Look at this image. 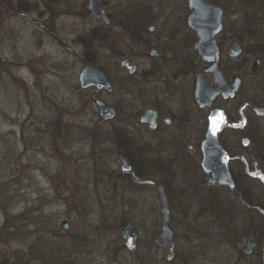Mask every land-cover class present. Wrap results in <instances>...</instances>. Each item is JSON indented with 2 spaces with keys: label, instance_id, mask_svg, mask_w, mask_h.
Returning <instances> with one entry per match:
<instances>
[{
  "label": "rangeland",
  "instance_id": "rangeland-1",
  "mask_svg": "<svg viewBox=\"0 0 264 264\" xmlns=\"http://www.w3.org/2000/svg\"><path fill=\"white\" fill-rule=\"evenodd\" d=\"M88 1L0 0V264H253L240 251L245 239L234 246L222 234L227 220L251 233V217L264 233V118L250 108L264 104V44L257 40H264V0H207L223 11L217 40L225 48L237 38L243 47L241 65L225 66L242 77V90L219 105L251 139L242 147L239 132L222 136L246 196L206 191L196 151L173 154L148 140L138 121L141 87L119 64L129 56L140 74L147 61L145 50L130 45L126 24L185 29L187 0H97L109 14L106 28ZM82 58L112 82L98 95L117 110L111 123L99 117L94 91L80 87ZM195 114L184 131L200 134ZM118 151L135 164L132 177L120 171ZM158 185L168 201L171 262L153 244L161 231ZM125 224L138 234L130 253L119 235Z\"/></svg>",
  "mask_w": 264,
  "mask_h": 264
},
{
  "label": "flooded vegetation",
  "instance_id": "flooded-vegetation-1",
  "mask_svg": "<svg viewBox=\"0 0 264 264\" xmlns=\"http://www.w3.org/2000/svg\"><path fill=\"white\" fill-rule=\"evenodd\" d=\"M190 12L191 10L189 8V14ZM105 13L108 17L109 24L102 25L104 28L110 27L111 25L109 14L106 11ZM188 15L186 16L183 25L185 29L178 26L176 27L170 26L171 28L168 29L167 26L162 24L159 26V31H157L156 26L154 24H147L149 20L144 22L140 21V24H137V26L132 23L126 24L125 35L129 39L131 43L130 45L132 44L138 45L139 48L145 50L144 56L147 61L141 73L137 74L138 73L137 63L133 62L131 57L129 56H122L121 58L127 57L129 58L131 64L136 65V71L134 73L127 72V77L134 85H136L139 82V85L141 87V93H142L141 102L143 109L140 111V114L138 116V121L144 127L145 136L150 138L148 140H150L151 142H156L159 145L166 144L169 152H172L173 154L180 152L189 153L191 151H196L197 156L201 161L200 143L204 138L205 131L207 128V116L210 111V108L218 107L223 109L219 105V103L228 102L230 100L235 99L238 96L239 92L242 90V86H243L242 77L235 74L229 76L225 66L226 63L229 62L236 63L237 67L238 64L241 65L240 59L243 53V47L241 45V42L237 38H235L236 40H238V42L241 45V54L236 58H232L227 53V47L230 41L233 39H231L224 48L223 44H221L217 40V36L221 32L222 28L215 35L214 38L219 48V59H218L219 70L221 71L224 79L229 83L232 82L234 77H239L241 79V85L239 89L235 91L232 97H223L221 94H217L210 105L200 106L195 99V93H194L197 76L199 75L201 78L209 82L211 85H215V83L213 81L212 74L206 71L209 65L211 64V62L202 60L195 49V42L197 40V36L195 31L187 23ZM222 18H223V14H222ZM136 27H138L139 30L137 29L135 30ZM192 45H193L192 50L189 52V49H191ZM224 54H225L224 59H222ZM221 60H223V62H221ZM197 61H199V64L203 67L202 70H199L197 68L196 66ZM256 63H258V60L256 61ZM98 68L106 75L108 81L113 87L112 82L110 81L105 71L101 67ZM90 89L94 91L93 93L94 103L96 99H101L100 97H98L99 92L101 91L110 92L112 90V88L111 90H107L97 87L84 88L83 90H90ZM255 107H264V104L260 106L250 107L255 116L264 118V115H259L255 113L254 111ZM147 111H149L147 120L144 122H140L139 120L140 116ZM196 111L200 112L201 114L200 116H198L199 117L198 120H199V124L200 123L202 124L203 130L201 131L200 134L194 131L185 132L184 128L192 127L195 124L193 119L196 118V114L194 115ZM225 113L227 115V123L225 124V126L223 127L222 131L219 134V140L222 146L224 147V149L228 153L229 170L231 172V176L233 178L234 184L232 187L219 183H213V184H219L224 188H226L225 195L228 196L229 192H237V191L239 192V190L242 191L244 187L243 185H240V183L237 182L238 179L235 177L234 172L232 170V166H233L231 164V160H233L232 154L230 153L228 146L225 144V141L222 138V136L224 135V132L227 129H230L231 131L234 130L236 132H239V130L242 127V122L237 121L240 118L236 120L237 122H233L232 117L226 111ZM116 114H117V110H116ZM132 116L135 117L134 115ZM112 121H114V119L109 121L103 120V122L105 123H111ZM150 121L153 122L152 127L149 125ZM237 135L240 137V143L242 147H246L251 143L250 137L246 136L245 133H240ZM243 138L248 139V144L246 146H244L242 143ZM193 140H196V143L193 144L192 143ZM186 144H187V148H185ZM120 152H123L125 154V158L132 168L131 172L128 173L123 172L121 170V167H120V171L124 174H131L133 172V164L131 163L132 159L128 156V153L126 151H118V153ZM199 166H200V162H199ZM200 170L206 177L209 176V174L203 171L201 166H200ZM244 177L248 178L247 175H245ZM244 180L245 179H243V182ZM206 182L209 183L208 180H206ZM249 204L253 206L254 201H251ZM249 204L247 203L248 207ZM250 219H252L250 224L251 233L246 232L245 234L243 233V228L244 229L246 228L243 227V225L239 224L238 222H232V223H236V224H232L227 220V222L224 225L225 232L222 234L224 237V242L228 244L230 242V245L233 244L234 246H237L239 242L245 239L244 245L240 250L241 253L243 254V257H247V258L251 257L253 264H264V233L261 232L259 228L260 220L257 217H251ZM63 221L67 222V230H68L69 228L68 221L67 220H63ZM66 233L61 232L60 234L65 235ZM159 234L154 236L153 244L157 249L166 250L168 254V249L166 247L157 246L155 243V239ZM248 239L253 241V247L250 253L245 254L243 253V248L245 246V242ZM137 242H138V238H137ZM124 249L128 253L134 252L136 250L134 249L133 251H128L125 248V245H124ZM174 255L173 258L171 260H167V262H171L174 259ZM113 262H117V261L116 260L112 261L110 264H112ZM117 264L119 263L117 262Z\"/></svg>",
  "mask_w": 264,
  "mask_h": 264
},
{
  "label": "water",
  "instance_id": "water-1",
  "mask_svg": "<svg viewBox=\"0 0 264 264\" xmlns=\"http://www.w3.org/2000/svg\"><path fill=\"white\" fill-rule=\"evenodd\" d=\"M187 4L191 10L187 17V23L197 36L195 49L202 60L211 62L206 71L212 74L215 85H211L198 75L194 92L197 103L200 106H207L211 104L217 94H221L223 97H232L235 91L239 89L241 79L234 77L232 82L229 83L224 79L218 68L219 48L214 37L222 28L223 11L221 7L207 0H187ZM87 9L104 24H109L108 17L97 0H89ZM227 53L232 58H236L241 54V45L238 40L233 39L230 41ZM81 61L82 68L78 76L81 88L97 87L111 90L112 86L110 82L98 67L83 58ZM119 64L129 73L136 71V65L131 64L127 57L121 58ZM95 105L97 106L98 115L102 120L109 121L115 118L116 110L113 106L101 99H96ZM254 111L256 114L264 115V107H255ZM148 115L149 111L143 113L139 118L140 122L146 121ZM226 123L227 115L223 109L218 107L210 108L207 116V128L204 138L200 143V166L204 172L209 174L207 179L209 183L225 184L232 187L234 182L229 170L228 153L219 140V134ZM149 125L152 127L153 122L150 121ZM242 143L246 146L248 139L243 138ZM118 158L121 170L125 173L131 172L132 168L126 160L125 154L123 152L118 153ZM158 192L162 218L161 231L156 237L155 243L157 246L168 249L166 258L167 260H171L174 255V241L173 232L169 226L168 201L162 185H158ZM60 230L61 232L67 230L66 221L61 222ZM119 234L128 251L136 249L138 234L129 224L123 225L119 229ZM252 247L253 241L248 239L245 242L243 253H250ZM112 264H117V262H113Z\"/></svg>",
  "mask_w": 264,
  "mask_h": 264
},
{
  "label": "trees",
  "instance_id": "trees-1",
  "mask_svg": "<svg viewBox=\"0 0 264 264\" xmlns=\"http://www.w3.org/2000/svg\"><path fill=\"white\" fill-rule=\"evenodd\" d=\"M261 38V37H260ZM257 40H260V41H258L259 43L260 42H262L263 44H264V40H261V39H257ZM260 45V44H259ZM263 50H264V46H263ZM261 60H262V58H260ZM89 60V59H88ZM260 60V61H261ZM91 61V60H90ZM241 121H242V119H241ZM145 154H147V153H145ZM232 160H231V164H232ZM131 163H132V161H131ZM132 164H134V163H132ZM135 165V164H134ZM134 165H133V172L130 174L131 175V177L135 174V168H134ZM233 165V164H232ZM232 170H233V168H232ZM233 172H234V170H233ZM253 183V182H252ZM205 185H206V191H207V189H213V190H216L215 188H219V189H223V191L226 189V188H224L223 186H221V185H219V184H209V183H207V182H205ZM256 185V184H255ZM255 185H252V186H255ZM247 190H243V194L246 196V194H245V192H246ZM228 192V191H227ZM229 193H233V192H229ZM228 193V196L230 195ZM230 197H232V196H230ZM248 200V199H247Z\"/></svg>",
  "mask_w": 264,
  "mask_h": 264
}]
</instances>
